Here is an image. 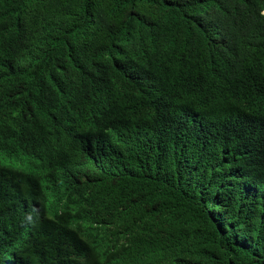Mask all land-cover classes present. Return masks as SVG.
Listing matches in <instances>:
<instances>
[{"label":"trees","instance_id":"obj_1","mask_svg":"<svg viewBox=\"0 0 264 264\" xmlns=\"http://www.w3.org/2000/svg\"><path fill=\"white\" fill-rule=\"evenodd\" d=\"M244 97L264 0H0V264H264V158L211 126Z\"/></svg>","mask_w":264,"mask_h":264},{"label":"clouds","instance_id":"obj_2","mask_svg":"<svg viewBox=\"0 0 264 264\" xmlns=\"http://www.w3.org/2000/svg\"><path fill=\"white\" fill-rule=\"evenodd\" d=\"M151 88H153L152 85H150L149 89ZM148 93L146 94L148 95ZM162 100L166 104L171 105L173 110L178 111L184 119L190 121L194 126L201 124V121L197 118L196 113L193 110L191 100L184 95L182 91L177 94L171 91L168 98H162ZM244 101L246 106L245 110L241 112H231L227 118H222L218 122L211 121V126H213L215 132L218 134L220 151L228 156V158L234 154H241L252 161L255 155H258L260 159L259 161H261V159L264 158V141L259 139L253 130L255 127H263L264 101H260L261 104H259L258 102H251L245 97ZM245 114L248 116L249 120L247 131L239 130L231 125L230 119L238 118ZM76 156V151H69L66 154L67 160L75 158ZM13 160L15 162L16 160L18 161V159ZM44 174L49 176V172H45ZM29 219V215H24V217L21 218L22 224L24 226H30L31 223ZM1 264H22V261L18 253H14L12 254V258L4 259Z\"/></svg>","mask_w":264,"mask_h":264},{"label":"rangeland","instance_id":"obj_3","mask_svg":"<svg viewBox=\"0 0 264 264\" xmlns=\"http://www.w3.org/2000/svg\"><path fill=\"white\" fill-rule=\"evenodd\" d=\"M43 183L45 184V181L43 180Z\"/></svg>","mask_w":264,"mask_h":264}]
</instances>
